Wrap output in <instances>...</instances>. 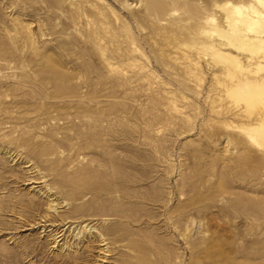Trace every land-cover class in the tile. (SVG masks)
<instances>
[{
  "label": "rangeland",
  "instance_id": "1",
  "mask_svg": "<svg viewBox=\"0 0 264 264\" xmlns=\"http://www.w3.org/2000/svg\"><path fill=\"white\" fill-rule=\"evenodd\" d=\"M224 2L0 0V264H264L256 116L188 38Z\"/></svg>",
  "mask_w": 264,
  "mask_h": 264
},
{
  "label": "bare ground",
  "instance_id": "2",
  "mask_svg": "<svg viewBox=\"0 0 264 264\" xmlns=\"http://www.w3.org/2000/svg\"><path fill=\"white\" fill-rule=\"evenodd\" d=\"M217 7L220 8L223 13V22L227 27L226 29L220 28L212 15H205L197 20V24L188 32L189 35H187L193 42L192 44L197 48L196 51L199 49L206 52L207 56L213 60L212 62L215 61V63L222 65L223 74H225L231 83L226 93L233 98L232 101L244 102V106L248 108L246 112L247 110H251L250 112L253 111L255 114V120H257L256 128H252L254 126L248 128V125L247 128H245L246 126H242V128H244L243 131L247 133L248 137L246 136V138L256 142L264 152V0H246V2L239 0L237 4L227 0L224 4L216 5V9ZM190 48L191 47L185 44L180 46V49L183 50V53L181 51L180 53L183 54L184 60L188 61L189 57L185 56V52L187 53ZM228 50L238 55L241 54V58H244L247 64H244L241 58L228 52ZM180 61H182V59H180ZM247 114L250 113L247 112ZM69 200L68 198L66 199V201ZM65 205L72 206V202L66 203ZM55 207L56 204L50 202L48 211L51 215L42 218L44 220L43 223L49 224L47 227H53V229L54 227H58L61 228V232H65L67 230L65 227L68 224L82 225L86 221H82L80 218L68 217V221L66 219H61L58 220L59 223H57L55 219H51L56 212ZM80 207L81 205L74 204L71 210L74 209V211L78 212L80 211ZM58 230L59 229H55L54 231L59 233ZM87 231L90 234H95L93 238H98L101 243L103 242V240H101V235H97L98 233L93 232V229Z\"/></svg>",
  "mask_w": 264,
  "mask_h": 264
}]
</instances>
